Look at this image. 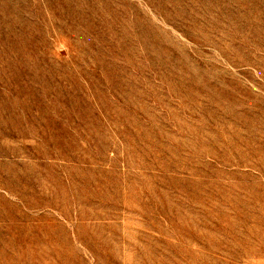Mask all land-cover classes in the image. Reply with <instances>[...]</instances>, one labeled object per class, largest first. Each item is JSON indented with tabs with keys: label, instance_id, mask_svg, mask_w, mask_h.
<instances>
[{
	"label": "rangeland",
	"instance_id": "1",
	"mask_svg": "<svg viewBox=\"0 0 264 264\" xmlns=\"http://www.w3.org/2000/svg\"><path fill=\"white\" fill-rule=\"evenodd\" d=\"M0 264H264V0H0Z\"/></svg>",
	"mask_w": 264,
	"mask_h": 264
}]
</instances>
